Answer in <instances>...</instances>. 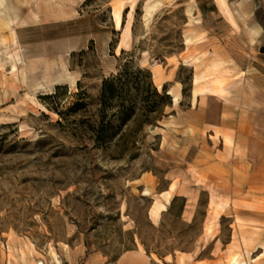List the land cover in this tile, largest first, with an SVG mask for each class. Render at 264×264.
<instances>
[{
    "label": "rangeland",
    "instance_id": "rangeland-1",
    "mask_svg": "<svg viewBox=\"0 0 264 264\" xmlns=\"http://www.w3.org/2000/svg\"><path fill=\"white\" fill-rule=\"evenodd\" d=\"M144 1L0 4V264H116L139 245L151 264H264V55L192 47L195 0L148 26ZM128 61L151 77L104 102Z\"/></svg>",
    "mask_w": 264,
    "mask_h": 264
},
{
    "label": "crops",
    "instance_id": "crops-1",
    "mask_svg": "<svg viewBox=\"0 0 264 264\" xmlns=\"http://www.w3.org/2000/svg\"><path fill=\"white\" fill-rule=\"evenodd\" d=\"M195 4V16H201L202 21L193 25L196 33L192 34H204L205 40L197 38L192 47L221 51L232 46L233 39L237 47L264 55V23L259 18L264 0H195ZM129 8L127 5L124 9ZM119 15L118 25L112 13V31L134 34L133 23L122 13ZM254 62L262 64L255 57ZM116 264H151V259L146 251L129 249L118 257Z\"/></svg>",
    "mask_w": 264,
    "mask_h": 264
},
{
    "label": "bare ground",
    "instance_id": "bare-ground-1",
    "mask_svg": "<svg viewBox=\"0 0 264 264\" xmlns=\"http://www.w3.org/2000/svg\"><path fill=\"white\" fill-rule=\"evenodd\" d=\"M4 0H0V4L3 3ZM66 1H69L70 3H75L77 0H45L46 5L52 9H54V15H56L57 17L63 16L66 14V11L64 9V4ZM163 4V0H145L143 3V16H142V20L144 25L148 26L154 16L158 13V11L161 9V6ZM195 9L192 7H189L187 9V14L189 15V22L188 23H194V22H199V17L195 16ZM116 18H117V24L119 25L120 22V15L119 13L116 14ZM15 32V31H14ZM15 34V33H13ZM127 34H125V41H126V37ZM187 38H190V35H186ZM14 44L17 45V38L16 36H14ZM17 60V58H16ZM213 67H216V64H213ZM217 80H213L210 81L212 83L218 84L220 83L219 86L223 87L222 82H217ZM212 83H206L205 85H209ZM214 85V84H212ZM158 88H161V84L158 85ZM168 93L170 95H172L173 98V102L174 105L177 104L179 102V94L174 93V91L172 89H170L168 91ZM227 141L229 142V139H227ZM263 149V159H264V147H262ZM245 154H248V151L245 152ZM176 188V184H172L170 189L158 194L155 196L154 201L152 203V205L149 208L148 211V216L149 219L154 223L157 224L159 223L160 219H161V215L164 211H166L168 209V204L170 203L171 197H172V193ZM144 195H149L151 194V189L149 187L145 188L144 190ZM161 197L164 198V200L161 199ZM139 250L140 251H145V249L142 247V245H139ZM154 259L157 262H160V258L158 257H154ZM25 259H23L24 261ZM183 261H185V259L182 258ZM233 261H235V259H232ZM30 264H38V263H30Z\"/></svg>",
    "mask_w": 264,
    "mask_h": 264
},
{
    "label": "trees",
    "instance_id": "trees-1",
    "mask_svg": "<svg viewBox=\"0 0 264 264\" xmlns=\"http://www.w3.org/2000/svg\"><path fill=\"white\" fill-rule=\"evenodd\" d=\"M124 52V51H123ZM130 61L126 62L122 70L118 72L116 75H113L109 78L104 79L102 85V97L104 98V102H106L105 98L107 99H114L115 97H119L122 94V90L126 88L127 90L131 88L132 84L137 83V87L139 86L140 76H144L145 78L151 77V73L149 70L137 68L136 70H132L129 67ZM149 87L153 85L152 81L147 83ZM155 94L158 97L164 98L165 96L168 97L169 94L159 93L158 90L154 89ZM170 103V101L166 102Z\"/></svg>",
    "mask_w": 264,
    "mask_h": 264
}]
</instances>
